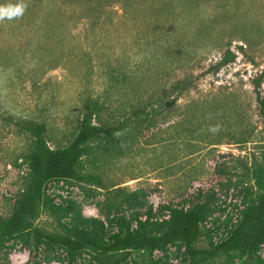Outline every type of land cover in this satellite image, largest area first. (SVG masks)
<instances>
[{"label":"rangeland","instance_id":"1","mask_svg":"<svg viewBox=\"0 0 264 264\" xmlns=\"http://www.w3.org/2000/svg\"><path fill=\"white\" fill-rule=\"evenodd\" d=\"M225 3L230 18L218 23L212 41L203 40L208 46L197 49L196 61L187 67L193 71L194 87L171 103L156 127L143 131L132 142L127 141L122 153H98L84 159L83 171L98 173L106 187L141 195L139 206L124 205L114 210L113 215L132 217L149 208L155 215H161L163 205L188 207L199 198H208L217 211L207 225H216L213 236L218 241L225 236L227 218L236 217L237 209L242 207L241 186L256 190L244 165L264 157V123L256 100L257 91L264 100V0H219L218 4ZM229 4L233 6L230 11ZM194 11L206 18L214 14L215 6L210 0H202L200 8ZM110 12L114 22L103 32L96 29L90 37L84 33L86 24L81 22L74 27L76 38L57 34L48 39L37 38L31 44V40L15 38L10 43L14 51L9 49V41L0 37V214L3 217L13 211L28 173L24 156L30 139L19 121L32 118L44 122L46 138L53 148L69 144L77 131L85 100L106 90L101 67L95 65L96 58L100 55L110 59L112 52H124L121 57L135 70L134 65L145 52L160 43L139 42L136 28L141 26L121 20L117 5L109 7ZM219 32L223 35L216 39ZM183 36L188 42L197 40L188 31ZM40 40L46 42L41 50ZM20 41L27 42L26 54L19 51ZM227 50L232 60L215 70L212 65ZM63 54L64 61L54 66L58 64V60L54 61L56 56ZM155 64L158 69L165 67L164 75L157 78L153 69L149 75L151 81L168 85L179 74V71L170 72L168 63L157 60ZM256 83H259L257 88ZM201 108L203 114L198 113ZM89 187L95 190L93 197L85 195L80 186L65 182H51L47 192L54 197V203H72L85 217H96L107 225L106 190L95 185ZM35 222L52 230L58 226V217L41 212ZM10 243L15 246L8 254L10 264H27L28 251L17 240ZM258 254L264 259V245ZM155 256L165 264H188L183 249L176 250L175 246L165 254L156 251ZM133 257L142 258L140 253H134ZM210 264H225V260L219 257ZM235 264L255 263L250 258L236 256Z\"/></svg>","mask_w":264,"mask_h":264},{"label":"trees","instance_id":"2","mask_svg":"<svg viewBox=\"0 0 264 264\" xmlns=\"http://www.w3.org/2000/svg\"><path fill=\"white\" fill-rule=\"evenodd\" d=\"M201 2L0 0V6L24 5L22 15L0 20V37L9 44L15 38L27 42L31 40V44L37 38L48 39L57 34L76 38L78 34L74 27L78 22L86 24L84 33L90 37L96 29L99 33L103 32L109 23L114 22L108 8L116 5L121 10V20L141 26L136 28L139 42L146 40V45H150L160 41L157 46L154 44L151 51L145 52L138 63H134L135 70L121 57L124 52L114 51L110 59L100 55L96 58L98 63L95 65L101 67L106 90L85 100L77 131L69 144L53 148L46 138L44 122L32 118L19 121L20 128L30 139L24 156L28 173L13 211L8 217L0 214V264H10L8 254L15 249L10 243L13 240L28 251L27 264L53 261L59 264H128V261L165 264L155 256V252L165 254L171 246H175L176 250L183 249L188 264H210L219 257L224 258L225 264H235L236 256L250 258L255 264H264V259L258 254L264 245V157L244 165L256 190L241 186L239 191L244 192L242 207L237 209L236 217L227 218L225 236L218 241L213 236L216 225H207L217 211L208 198H199L188 207L163 205L161 215H155L151 208L140 214L136 212L132 217L113 215L114 210L124 205L139 206L141 195L136 191L126 193L118 187H106L98 173L84 172L82 168L84 159L90 156L122 153L127 141L132 142L143 131L156 127L157 121L168 113L171 103L194 87L193 71L187 67L196 61L197 49L208 46L203 40L212 41L218 23L230 18L226 3L219 5V0H210L215 6L213 15L206 18L197 16L198 12L194 9H199ZM231 7L229 4V11ZM184 31L192 33V38L197 40L186 41ZM220 35L223 34L219 32L216 39H221ZM40 41L41 50L46 42ZM20 42L19 51L26 54L29 51L27 42ZM9 49L13 50L11 44ZM229 54L230 50L225 51L212 65L215 70L232 60ZM157 56L163 59H157ZM63 57L64 54L56 56L54 61L58 60V64L53 65L58 66L64 61ZM88 58L91 60V57ZM157 60L170 64L173 74L179 71L168 85L149 79L153 69L157 78L164 75L165 67L158 69ZM258 86L259 83H256V88ZM256 100L264 123V100L258 91ZM162 104L164 107L159 108ZM203 111L201 108L198 113L203 114ZM51 182L78 185L89 197L95 195L94 188L89 185L105 189L108 224L96 217H85L72 203H54V197L47 192ZM41 212L58 217V226L49 230L38 225L35 220ZM63 218L68 220L62 221ZM134 253H140L142 258L137 260L133 257Z\"/></svg>","mask_w":264,"mask_h":264},{"label":"clouds","instance_id":"3","mask_svg":"<svg viewBox=\"0 0 264 264\" xmlns=\"http://www.w3.org/2000/svg\"><path fill=\"white\" fill-rule=\"evenodd\" d=\"M24 12L23 4L9 5V6H0V20L2 19H14Z\"/></svg>","mask_w":264,"mask_h":264}]
</instances>
